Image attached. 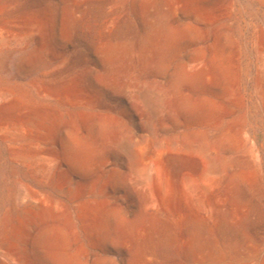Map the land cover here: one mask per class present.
Returning a JSON list of instances; mask_svg holds the SVG:
<instances>
[{
	"label": "bare ground",
	"instance_id": "1",
	"mask_svg": "<svg viewBox=\"0 0 264 264\" xmlns=\"http://www.w3.org/2000/svg\"><path fill=\"white\" fill-rule=\"evenodd\" d=\"M6 2L0 160L3 149L16 185L0 215V264H166L154 249L177 233L197 264H251L249 249L228 255L217 233L236 223L232 193L262 175L249 110L256 103L264 121V28L245 44L231 9L182 11L192 36L178 58L162 55L152 81L116 69L64 78L42 64L56 16L9 18L19 2Z\"/></svg>",
	"mask_w": 264,
	"mask_h": 264
},
{
	"label": "rangeland",
	"instance_id": "2",
	"mask_svg": "<svg viewBox=\"0 0 264 264\" xmlns=\"http://www.w3.org/2000/svg\"><path fill=\"white\" fill-rule=\"evenodd\" d=\"M8 0H0L2 8ZM11 1V0H10ZM18 8L7 16H21L41 11L52 13L57 21V47L54 57L45 56L42 64L59 67L64 78L85 79L98 71L109 79L116 70L135 73L152 81L162 67V55L178 58L185 52L188 36L184 30L187 19L182 11L201 14L208 8L231 9L232 24L237 36L246 44L247 36L260 27L264 28V0H18ZM15 3V2H13ZM174 29L178 40L170 37ZM184 32V33H183ZM195 37V34L193 35ZM186 38V40H185ZM250 51L245 63L250 62ZM112 54L120 56L116 63L110 61ZM68 84L69 79H64ZM130 94V90L128 91ZM127 99L123 105H129ZM263 123V124H262ZM258 128V137L264 161V121L257 104L252 102L249 110V129ZM2 149V148H1ZM16 181L11 166L2 149L0 160V215L12 203L8 190L15 188ZM233 203L228 210L236 215L234 226H224L217 239L226 254H238L241 258L251 252V264H264V162L262 175L251 189L238 186L232 193ZM186 234H171L175 243L154 249L157 256L167 257L166 264H197V249L183 245L177 240ZM187 236H189L187 234ZM170 238V239H171ZM213 244L207 246V251ZM241 253V254H240Z\"/></svg>",
	"mask_w": 264,
	"mask_h": 264
}]
</instances>
